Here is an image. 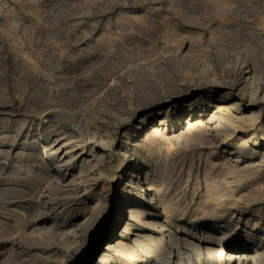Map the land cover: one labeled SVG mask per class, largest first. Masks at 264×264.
Wrapping results in <instances>:
<instances>
[{
	"label": "rangeland",
	"instance_id": "1",
	"mask_svg": "<svg viewBox=\"0 0 264 264\" xmlns=\"http://www.w3.org/2000/svg\"><path fill=\"white\" fill-rule=\"evenodd\" d=\"M227 39L264 69V0H0V264H250L217 258L207 238L230 232L223 246L241 256L264 244V159L252 156L254 141L220 144L227 129L213 123L184 130L207 118L208 98L172 109L160 132L137 128V114L120 118L188 99L208 74L204 61L232 82L213 48ZM98 131L113 135L106 179L52 183L78 173L51 155L52 136ZM130 158L149 172L143 197L119 186ZM132 203L148 214L127 231Z\"/></svg>",
	"mask_w": 264,
	"mask_h": 264
},
{
	"label": "bare ground",
	"instance_id": "2",
	"mask_svg": "<svg viewBox=\"0 0 264 264\" xmlns=\"http://www.w3.org/2000/svg\"><path fill=\"white\" fill-rule=\"evenodd\" d=\"M213 48L218 53V63L222 62L224 65L223 68H221L222 66L220 67L224 69L223 74L225 75V73H227L228 76L232 75L233 78L235 76L232 82L227 80L222 81L213 70H210L211 66L209 67L207 64L208 62L204 61L202 68L205 69L208 74L205 73L206 75L202 76L198 83L195 80L196 84H193L194 86L185 92L186 95L182 97H188V99L182 101H179V98L175 97L173 99H167L143 112H135L132 116L123 115L120 117L121 123H130L134 119L135 114H137L135 123L137 128H142L151 123L150 125L153 124L154 126L152 128L153 131L160 132L161 128L165 126L166 118L172 109H177L181 113L183 111L186 113L188 107L194 105L198 99L208 98L207 103L211 108L205 110V112H200V114L204 112L207 118L202 119L199 117L197 119L188 120L184 130H191L196 128V126H199V129L210 127V124L213 123L215 124L212 127L213 131L218 127L227 129L224 140L219 142L220 144L226 143L231 137L232 143L236 148L246 146L248 141H254V146L251 147V154L252 156L258 154V156H260L259 158L263 160L264 146L261 151L255 149L258 147L257 143L259 138L257 135L260 132L264 133V123L259 121L261 110H258L261 104L264 105V69L260 66L258 55L252 50L241 49L231 39H227L226 42H217ZM200 81L204 83V86L201 85ZM191 83H193L192 80ZM178 84H180V82ZM214 94H217V96H214ZM189 111L187 113H189ZM189 115L192 116L193 113L191 112ZM89 134L91 135L87 138H82L77 141L65 139L58 133L52 136L53 140L51 141V148L49 151L52 156L57 158L60 167H69L71 165L73 167L78 165L77 175H72V169H70L71 175L67 172L63 178L61 176L52 177V183H54L55 180L62 182L64 179H68L70 184H76L79 187L85 185L87 187L88 183H97L107 176L108 161L105 162V155L108 150H106V147L112 143L113 135L108 133L100 134V132ZM127 135V133H124V138H126ZM260 138L263 139L264 136ZM215 144H217V142ZM232 158L234 157H230L229 160L231 161ZM129 160V167L127 168L125 176L120 177L121 181L119 186L123 187L124 191L127 190L128 187H132L136 193L135 195L139 194V197H143V193L150 190L152 187L149 181V172L142 170L138 160L134 158H130ZM234 162H237L236 159H234ZM154 196L153 194L150 200H156ZM146 214L148 213L140 204L132 203L126 215L128 223L125 229L129 231L133 224L132 222L142 223ZM212 231L218 230L215 229ZM231 231V236H235L238 232V227L235 226L231 228ZM229 233L230 232L225 230L220 233H208L207 239L213 240L216 244L214 253L217 258L222 259L224 257L223 254H225L228 256L229 261L237 260V262L245 261L250 264H264V244L261 243V241L254 246L247 247V250L250 252L241 256L236 249H226L223 246L224 239L232 241V239L228 237ZM207 251L210 254L213 253L208 249ZM33 254H37V252H33Z\"/></svg>",
	"mask_w": 264,
	"mask_h": 264
}]
</instances>
